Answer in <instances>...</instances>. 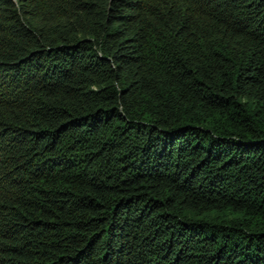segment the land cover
<instances>
[{
  "label": "trees",
  "instance_id": "1",
  "mask_svg": "<svg viewBox=\"0 0 264 264\" xmlns=\"http://www.w3.org/2000/svg\"><path fill=\"white\" fill-rule=\"evenodd\" d=\"M0 264H264V0H0Z\"/></svg>",
  "mask_w": 264,
  "mask_h": 264
},
{
  "label": "clouds",
  "instance_id": "2",
  "mask_svg": "<svg viewBox=\"0 0 264 264\" xmlns=\"http://www.w3.org/2000/svg\"><path fill=\"white\" fill-rule=\"evenodd\" d=\"M14 1H16V0H14Z\"/></svg>",
  "mask_w": 264,
  "mask_h": 264
}]
</instances>
